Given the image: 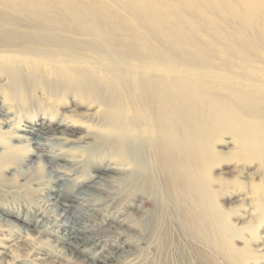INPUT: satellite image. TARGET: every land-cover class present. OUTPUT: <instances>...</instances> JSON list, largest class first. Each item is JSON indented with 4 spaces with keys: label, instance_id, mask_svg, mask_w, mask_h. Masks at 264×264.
Returning <instances> with one entry per match:
<instances>
[{
    "label": "bare ground",
    "instance_id": "bare-ground-1",
    "mask_svg": "<svg viewBox=\"0 0 264 264\" xmlns=\"http://www.w3.org/2000/svg\"><path fill=\"white\" fill-rule=\"evenodd\" d=\"M1 88L0 196L25 192L36 208L0 205L2 231L36 233L67 264L130 256L131 226L107 216L114 190L147 197L155 218L171 211L220 256L234 228L218 198L264 218V0H1ZM228 160L256 165L260 182L231 194L232 177L211 173ZM95 217L114 242L91 232ZM24 256L0 250V264Z\"/></svg>",
    "mask_w": 264,
    "mask_h": 264
},
{
    "label": "rangeland",
    "instance_id": "rangeland-1",
    "mask_svg": "<svg viewBox=\"0 0 264 264\" xmlns=\"http://www.w3.org/2000/svg\"><path fill=\"white\" fill-rule=\"evenodd\" d=\"M108 1L110 2V0ZM3 94L4 90L1 88V99L4 96ZM42 149L49 153L55 152L53 146L42 147ZM107 163L108 161H104L101 164L104 166ZM91 168V164L88 166L84 162L71 173H73L72 176H79V180H81L91 171ZM256 168L257 166L254 164L236 163L235 160H228L215 166L211 173L216 177L225 179L232 177L234 180L231 178V181H229V185L231 184L229 186L231 187V194L244 195L247 189L244 188L240 181H248L250 183L260 182V175H258ZM246 173H249L248 178L245 177ZM14 179L17 178L14 177ZM50 185L42 193L44 198L47 197L48 193L52 194V184ZM114 191H110L113 196H116L113 201V208L110 210L112 213L110 212V215L107 213V216H115L113 217L115 219L123 218L125 226H131L129 231L125 229V234L122 238H126L129 241V248L132 251L128 258L122 260V264H264V250H261V248H264V218H258L256 212L247 216V208L245 204L243 205L239 201L237 196H228L229 198L227 199H217L219 207L226 212L228 222L234 228H232L234 232L233 236L230 238L229 250L231 254L225 252L224 256H220L209 247L199 244L188 236L179 227L171 211H166L158 218L156 217L158 220L156 222V212L153 210L155 209L154 204L147 197L144 196L145 198H141V200L136 202L132 197L125 195L126 189H122V191L117 193L116 190ZM105 195H96L97 201H102ZM106 196L109 198V193ZM0 197H2L0 199L1 206L17 212L24 210L21 213L22 217L28 215L29 211L35 208L30 200V196L25 192L10 196L1 195ZM133 202L140 205L139 210L132 209ZM40 211L43 213L45 210L40 208ZM43 214L45 215V213ZM51 218L49 215L48 221H53ZM144 220H150L152 226L144 229L136 227L139 221ZM87 223L91 232L93 233L94 231L93 234L100 237L105 243H112L116 240V232L113 229L112 231L104 227L105 224L100 218H91ZM135 227L137 230H134ZM45 228L48 229V227ZM2 230L3 228L0 223V250L9 254L16 251L26 254L21 259L16 260L15 264L68 263V261L54 256V252L48 246L38 243L39 237L36 233H30L24 238V236L17 237L14 235V232ZM50 230L53 236L59 235V231L56 228L52 227ZM69 264L87 263L74 261Z\"/></svg>",
    "mask_w": 264,
    "mask_h": 264
}]
</instances>
